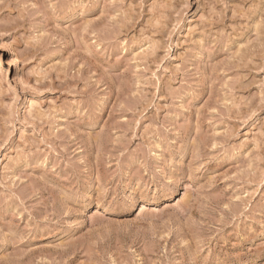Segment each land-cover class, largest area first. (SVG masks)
Returning <instances> with one entry per match:
<instances>
[{"label": "rangeland", "instance_id": "1", "mask_svg": "<svg viewBox=\"0 0 264 264\" xmlns=\"http://www.w3.org/2000/svg\"><path fill=\"white\" fill-rule=\"evenodd\" d=\"M0 264H264V0H0Z\"/></svg>", "mask_w": 264, "mask_h": 264}]
</instances>
